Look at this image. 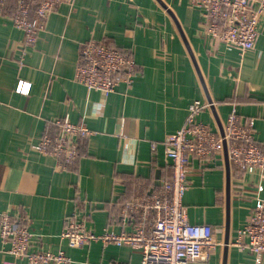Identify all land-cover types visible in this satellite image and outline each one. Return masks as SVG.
Instances as JSON below:
<instances>
[{
  "label": "crops",
  "instance_id": "obj_1",
  "mask_svg": "<svg viewBox=\"0 0 264 264\" xmlns=\"http://www.w3.org/2000/svg\"><path fill=\"white\" fill-rule=\"evenodd\" d=\"M15 8L16 0H0V214L21 219L32 251H63L70 264H143L141 252L126 245L70 247L60 236L67 218L84 216L97 234L131 232L138 218L124 221L122 205L171 176L163 141L195 100L213 104L196 119L219 134L233 108L252 118L254 140L264 148V19L254 49L241 54L203 36L201 10L189 0H74L48 15L19 63ZM90 39L131 50L132 84L118 81L104 97L75 81ZM64 116L91 132L79 140L77 160L61 168L31 146ZM189 170L188 220L210 225L216 243L207 259L191 264H255L233 242L264 200V180L239 176L225 153L211 164L193 159ZM7 250L0 239V264H26Z\"/></svg>",
  "mask_w": 264,
  "mask_h": 264
},
{
  "label": "built area",
  "instance_id": "obj_2",
  "mask_svg": "<svg viewBox=\"0 0 264 264\" xmlns=\"http://www.w3.org/2000/svg\"><path fill=\"white\" fill-rule=\"evenodd\" d=\"M73 1L16 0L11 19L23 33L17 57L19 63L27 50L34 46L48 15L61 3L72 4ZM189 1L201 10L204 37L235 47L241 54L254 49L264 19V0ZM136 72L137 64L131 50L90 39L80 50L74 79L107 97L115 90L118 81L132 84ZM211 106L213 104L209 102H192L183 125L164 139L171 176L154 191L123 203V220L138 218L131 232L97 234L85 226L84 216L72 213L61 238L73 248L95 241L104 245L130 246L141 252L143 264H191L207 259L208 251L216 244L214 229L208 224L190 223L183 205L191 160L211 164L225 153L239 176L264 180V148L254 140V120L241 118L233 108L219 134L196 119L203 109ZM51 122L57 130L42 136L31 148L54 158L58 167L65 168L77 160L79 140L90 135L91 131L84 123H74L68 116L56 117ZM20 220L8 213L0 214V239L8 246L9 254L24 259L26 264L71 263L63 251L30 250L32 234ZM233 243L247 249L255 257V264H261L264 256V200L249 212Z\"/></svg>",
  "mask_w": 264,
  "mask_h": 264
},
{
  "label": "water",
  "instance_id": "obj_3",
  "mask_svg": "<svg viewBox=\"0 0 264 264\" xmlns=\"http://www.w3.org/2000/svg\"><path fill=\"white\" fill-rule=\"evenodd\" d=\"M209 103H211V102H209Z\"/></svg>",
  "mask_w": 264,
  "mask_h": 264
}]
</instances>
